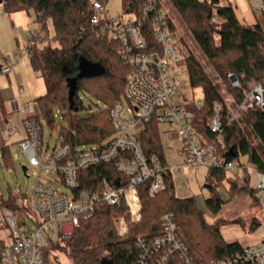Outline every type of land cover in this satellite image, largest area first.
<instances>
[{
	"label": "trees",
	"instance_id": "1",
	"mask_svg": "<svg viewBox=\"0 0 264 264\" xmlns=\"http://www.w3.org/2000/svg\"><path fill=\"white\" fill-rule=\"evenodd\" d=\"M150 0H122L124 15L139 17ZM179 17L186 23L200 51L219 77L228 84L230 103L222 97L217 86L205 72L201 63L191 54L185 61L189 86L192 90L202 89L201 108H189L194 112V128L204 144L216 139L209 129L214 116V105H222L224 143L218 153L229 161L246 159L264 172V110L245 113L238 123L229 124L231 107L243 101V88L250 83L264 80V12L255 18L251 27L245 26L236 16L231 4L222 5L221 0H169ZM8 13H33L45 40L30 44V64L45 84V93L35 99L39 113L34 116L43 128L42 120L53 129H59V137L72 150L84 145H101L114 134L111 110L123 100L128 77L133 67L125 64L119 55L118 44L98 38L92 32V12L87 0H2ZM52 30V32L49 30ZM153 44V38L149 39ZM85 60L96 72L92 77L80 78L81 62ZM235 75L241 89H233L228 75ZM71 81H76V90L70 97ZM88 97L91 105H84L82 97ZM93 99V100H92ZM102 103L103 106L98 105ZM58 109L66 125H54V110ZM245 125V128L241 125ZM157 122L146 124L139 136L147 158L156 155L162 164H168L161 144ZM250 136L259 141L261 154ZM4 166H13L9 146L1 148ZM246 174V172H245ZM239 191L247 195L259 207L255 192L249 187V178ZM165 190L152 198L148 190L150 182L138 187L143 206L138 224L130 227L125 240H121L114 220L123 214V209L111 208L103 203L95 207L92 217L81 219L73 236L53 245L54 249L65 250L73 264H136L138 236L153 237L160 233L165 214L174 215L178 227L193 250L199 255L201 264L221 261L242 252L238 243H227L220 228L228 224H240L238 220H217L209 223L205 212L197 207L194 197L178 198L175 193L172 172L165 176ZM78 191L99 193L105 182L114 187L125 186V177L117 172L114 164L93 166L77 175ZM229 200L224 201L218 190L225 184ZM206 186L210 197L205 200L207 210L216 217L223 206L234 199L235 182L227 179L225 172L208 171ZM259 220L252 221L249 229L255 231ZM49 253H45L46 264Z\"/></svg>",
	"mask_w": 264,
	"mask_h": 264
},
{
	"label": "built area",
	"instance_id": "2",
	"mask_svg": "<svg viewBox=\"0 0 264 264\" xmlns=\"http://www.w3.org/2000/svg\"><path fill=\"white\" fill-rule=\"evenodd\" d=\"M248 2L255 15L264 12V0ZM87 5L93 13L92 32L98 38L116 42L122 60L133 67L123 100L111 110L114 134L107 142L86 150H72L58 136L55 147L48 152L43 149V127L34 119L36 113L32 106L12 103L13 111L24 116L25 138L19 146L30 168L37 171L32 190L35 216L31 219L32 227H27L25 222L20 224L15 212L3 204L0 194V264H46L45 251L71 238L81 219L92 217L99 203L123 209L114 223L118 236L127 237L130 227L141 217L138 187L150 182L148 193L154 198L165 190V176L176 168L162 164L156 155L145 156L139 136L151 122L168 126L179 137L184 167L193 171L220 170L226 173L227 179L243 185L247 175L249 187L255 192L262 211L256 241L243 244L242 252L210 264H264V172L255 165L243 163L242 159L229 161L218 153V147L224 143L221 104L215 103L214 116L209 122L216 139L204 144L198 136L189 104L201 108L203 101L189 102L181 96L182 83L175 74L191 53L164 1L150 0L139 17L121 14L110 18L105 0H87ZM151 37L153 44L149 42ZM39 38L35 36L36 42ZM30 49L31 45L6 58L0 73H12L20 60L30 57ZM228 82L233 89L242 88L233 74L228 75ZM254 110H264V80L248 83L243 88V101L228 113L229 124L240 122L245 113ZM14 132L18 130L15 128ZM100 164H114L117 172L125 177V186L114 187L105 182L99 193L79 192L78 173ZM44 171L55 178L51 182L42 179ZM135 247L136 264H201L199 255L188 245L171 213L164 215L158 235L138 236Z\"/></svg>",
	"mask_w": 264,
	"mask_h": 264
},
{
	"label": "rangeland",
	"instance_id": "3",
	"mask_svg": "<svg viewBox=\"0 0 264 264\" xmlns=\"http://www.w3.org/2000/svg\"><path fill=\"white\" fill-rule=\"evenodd\" d=\"M163 1L164 5L172 15V19L174 20L177 31L181 35L183 41L186 42L188 50L201 63L205 72L217 86L222 97L226 100V102L230 103L231 95L228 90V84L219 77V75L211 67L210 63L206 60L199 47L194 42L186 23L176 13L175 9L171 5V2L169 0ZM221 2L222 5L231 4L235 9L236 16L238 17L240 22L247 27L253 26L252 22L255 23V18L259 16L255 15L251 11L248 0H221ZM105 7L106 14L110 18H116L123 13L122 0H105ZM49 30L52 32L50 28ZM36 35L43 38L44 32L39 25L35 24L33 13L21 12L11 14L5 11L3 4H0V65L2 67L5 66L6 58L13 57L14 55L19 54L24 49H26L34 41ZM29 61V58H24L18 63L19 65L23 63L24 66V63H28ZM1 66L0 70L2 68ZM178 68L179 69H176L175 74L177 77H179L182 83L180 89L181 96H184L189 102L202 100V89L192 90L189 86L188 74L185 63L179 65ZM25 78L27 80L22 81L23 88L25 89L22 97L18 96V93L16 92V82L13 81V79L9 81L6 77L0 76V89L3 91L4 95L10 94L9 99H14L13 101H10V103L18 102L19 105L30 104L32 106L33 112L37 114V105L35 104V101H33V99H31L30 97L31 90L29 88V85L35 84V87L41 85L42 88H44L45 85L43 81L39 80L35 76L34 78H30L27 76ZM35 91H38V88ZM12 94L14 95V97L12 96ZM82 100L84 102V105H91V102L89 101L88 97L83 96ZM10 103H8L5 107L6 117L4 119H0V194L2 195L1 200L4 202L3 204L5 206L10 207L15 212V216L20 224L25 222L27 227H32L33 223L31 219L35 216V212L32 206V190L36 180L37 171L33 168H30L29 161L25 157L24 153L22 152L19 146V142L22 141V137L20 134H24L25 132L22 123L24 116H22L21 113L13 112ZM98 105L103 106L102 103H98ZM0 115L3 116L1 108ZM42 123L44 126V133L42 137L43 149L48 150V152H50L57 143L56 141L59 136V127L57 129L51 128L45 122L44 119L42 120ZM59 125L65 126L66 122L61 116L59 110L55 109L53 126L55 127ZM241 125L245 128V125H243L242 122ZM15 128L20 131V134L14 132ZM159 129L161 144L163 146L164 154L166 156L168 165L179 166L178 169L172 170L176 196L178 198L194 197L196 200L197 207L203 212H205L207 221L209 223H213L220 219L226 220L228 222L238 220L240 222L239 225L242 230L246 231V234L243 237L244 239H242V241L240 242H255L257 238V232L259 230L252 231L249 229V226L251 225L254 218L261 219L262 211L247 195V192L241 193L239 191V187H242L244 185L235 182V186L237 189L236 193L234 194V199L225 204L220 213L216 217H214L207 210L205 205V200L210 197V192L206 187L207 171L204 169H200L199 171H193L186 167L181 168V165L183 163V157L180 152V149L182 147L181 140L175 132L170 130L168 126L163 125L160 126ZM250 139L257 146L261 154L262 150L259 147V141L257 140V138L250 136ZM3 145L9 146L10 148L13 166H4L3 164L4 162L2 159L1 151V147ZM92 146L93 145H84L79 146L77 148L79 150H86L91 148ZM242 162L245 163L246 161L242 159ZM22 167H26L28 169L27 174H24ZM54 178L55 177L53 175L47 174L45 171L42 174V179H46L49 182H51V180H53ZM230 186L231 184H225L223 187H221V190H218L219 194L222 196L224 201H228L230 199L228 195V189L230 188ZM142 210L140 213L141 217ZM140 220L134 225L138 224ZM126 238L127 237L121 240H125ZM187 243L192 248L188 241ZM62 245L63 243L60 247L64 246ZM53 247L54 246L52 245L47 251H45V253H49L47 256L51 264H73L72 259L65 253V250H58L54 249ZM105 264H109V261L107 260Z\"/></svg>",
	"mask_w": 264,
	"mask_h": 264
},
{
	"label": "crops",
	"instance_id": "4",
	"mask_svg": "<svg viewBox=\"0 0 264 264\" xmlns=\"http://www.w3.org/2000/svg\"><path fill=\"white\" fill-rule=\"evenodd\" d=\"M21 13V12H19ZM254 24V22H252V25ZM40 40H45V34H44V37L43 38H39ZM30 62V61H29ZM24 63V66H23V63L21 65L16 64L15 68H14V71L8 75H3L0 73V76H4L6 77L9 81H11L13 79V81L16 82V92L18 93V96L22 97L23 93H24V88H23V85H22V81H25L27 80L25 77H33L34 76L36 78H38L39 80L43 81L44 83V80L42 78V76L38 73V72H35L32 68V66L30 65V63ZM1 66V65H0ZM2 67V66H1ZM28 74V75H26ZM35 81V80H34ZM45 85V84H44ZM33 86V87H32ZM36 85L35 84H31L29 85V88L31 90V99H33V101H35L36 98L42 96L44 93H45V86L44 88L41 87V85H39L38 87H35ZM20 88L22 89V92H20ZM34 88V89H33ZM38 88V91H35L37 90ZM33 90V91H32ZM8 96V97H7ZM12 96L14 97V95L12 94ZM11 96V97H12ZM10 97V94L8 95H4L3 94V91L0 89V108L2 110V114L3 116L0 115V119H4L6 117V113H5V107L8 103H10V101H13L14 99H9ZM12 103H10L11 105V109H12ZM18 103V102H17ZM37 114L39 113V110H38V107H37ZM13 111V109H12ZM13 112H17V111H13ZM19 113V112H18ZM36 114V115H37ZM160 126H163V125H159ZM165 126V125H164ZM18 134H20V131L18 130L17 132ZM21 137H22V140L25 138V132L24 134H20ZM3 146H6V145H3ZM2 146V147H3ZM1 147V148H2ZM180 152H181V149H180ZM182 154V153H181ZM183 157V156H182ZM167 160V159H166ZM176 168L175 169H178L179 166H175ZM184 167L183 166V163L181 165V168ZM173 169V170H175ZM200 170V169H199ZM198 170V171H199ZM205 170V169H204ZM27 171V170H26ZM207 171V170H206ZM172 172V171H171ZM27 174V173H26ZM207 176H208V171H207ZM207 179V177H206ZM207 187V186H206ZM221 190V189H219ZM258 207V206H257ZM259 208V207H258ZM260 209V208H259ZM261 210V209H260ZM257 219V218H255ZM220 233H221V236L223 237V239L225 240V242L227 243H238L240 244L241 246H243V244H248V243H242L240 241H242V239H244L243 237L245 236L246 234V231L242 230V228L240 227L239 224H229V225H223L221 228H220ZM244 233V234H243ZM257 239V238H256ZM254 241H251L250 243H253Z\"/></svg>",
	"mask_w": 264,
	"mask_h": 264
},
{
	"label": "water",
	"instance_id": "5",
	"mask_svg": "<svg viewBox=\"0 0 264 264\" xmlns=\"http://www.w3.org/2000/svg\"><path fill=\"white\" fill-rule=\"evenodd\" d=\"M0 4H2V0H0ZM96 72V69H94L93 66H90L85 60H82L81 62V73H80V78H85V77H92L94 76V73ZM70 86V97H72L75 93L76 90V81H71L69 83ZM22 170L24 174H26V167H22Z\"/></svg>",
	"mask_w": 264,
	"mask_h": 264
}]
</instances>
